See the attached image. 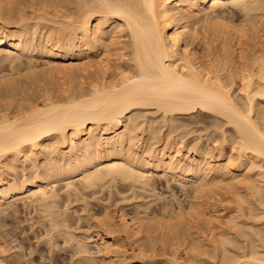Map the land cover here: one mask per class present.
<instances>
[{"label": "bare ground", "instance_id": "obj_1", "mask_svg": "<svg viewBox=\"0 0 264 264\" xmlns=\"http://www.w3.org/2000/svg\"><path fill=\"white\" fill-rule=\"evenodd\" d=\"M19 204L56 260L264 264V0H0V215Z\"/></svg>", "mask_w": 264, "mask_h": 264}, {"label": "rangeland", "instance_id": "obj_2", "mask_svg": "<svg viewBox=\"0 0 264 264\" xmlns=\"http://www.w3.org/2000/svg\"><path fill=\"white\" fill-rule=\"evenodd\" d=\"M201 41V40H200ZM203 116H205V115H203ZM203 118H205V117H203ZM203 120H205V119H203ZM201 125V124H200ZM198 128L197 130L198 131H200L199 129L200 128H202V129H204V127H199V124H198V126L196 125H193L192 126V130L194 129V128ZM196 129L194 130V131H192V133H194V134H192L191 135V133L190 134H188V138L186 139V140H188V141H190V140H192V139H194L196 136H198V134H196V132L197 133H199V134H201V133H203V134H205V129H204V131H200V132H198ZM203 134H201L202 136H203ZM190 135V136H189ZM192 137H194V138H192ZM204 137H205V135H204ZM204 137H202L201 139H204L203 141H205V138ZM200 139V140H201ZM202 141V140H201ZM202 141V142H203ZM162 142V141H161ZM159 143V142H158ZM159 144H161V143H159ZM228 146V147H227ZM225 150H230L229 149V145H225ZM170 180H173V179H170ZM171 184L173 185V187H175V190H178V193L180 194L181 192H180V189L181 188H179V184L178 185H175V184H177V182H175L174 180L171 182ZM179 189H178V188ZM130 191V190H129ZM105 192H106V190H105ZM104 192V193H105ZM127 192V191H126ZM131 192V191H130ZM125 194H128V192L127 193H125ZM104 195V194H103ZM131 195V196H130ZM129 198H128V200H126V206H127V208L126 209H131V207L130 206H132V204H135L134 202L132 203V199H130L131 197H132V194L131 193H129ZM115 197H117V195L115 196ZM114 197V198H115ZM118 197H119V195H118ZM117 197V198H118ZM182 197H184L183 195L180 197L181 199H182ZM117 198H115V199H113L111 202H113L114 200H115V202H118V201H120L121 202V198H118V200H116ZM129 200H131V202L129 201ZM77 201V200H76ZM105 201V200H104ZM103 201V202H104ZM127 201H129L128 203H132L131 205L130 204H128L127 205ZM75 202V201H74ZM92 202V201H91ZM92 203H94V202H92ZM78 203L76 202V204H73V203H71L70 205V207L71 208H73V207H75V209H77L78 207V209H80L81 207V202H80V204H78ZM74 205H76V206H74ZM130 205V206H129ZM22 204H19V206H18V212H16L17 214L15 215L14 214V217L12 216V215H10V216H6V217H3L4 216V214H2V215H0V239L2 238L3 239V241H1L0 242V244H4V245H6V246H4L3 247V249H1L0 250V253H1V251L5 254V256L6 257H8V256H11V257H9V258H7L6 259V264L8 263H10V262H12V261H14V263L12 262V264H16L15 262H17V263H19L18 261H17V259L19 260H21L20 262H21V264L22 263H24V262H26L27 264H51L52 262V264H74L75 263V261L77 260V257L76 256H73V257H75L76 258V260L74 259V260H72L70 257H72V255L71 254H69L70 252L69 251H66V250H63V251H65V252H67V254L66 253H64L63 251V253L62 252H60V251H58L59 252V258H60V260H59V258H57V260H58V262H56L57 260H56V258L54 259L51 255H52V252L50 253V252H48L49 250H48V246H46V245H48V244H46V242L44 241L43 242V239L41 240L40 239V237H36V235L37 234H35V232H34V230L33 229H37L38 230V228H37V224H35V225H33V227H31L30 225H31V223L32 222H34L35 221V219H37L36 218V216H37V212H36V210H35V212H34V210H33V208L31 207H28V206H23ZM92 206V205H91ZM95 206V205H94ZM125 206V207H126ZM30 208L29 209V211H28V208ZM96 207H98V206H95V208ZM128 207H130V208H128ZM132 207H134V206H132ZM72 210V209H71ZM73 210H74V208H73ZM9 211V210H8ZM24 211V212H23ZM31 211V212H30ZM70 211V210H69ZM29 212H30V214H29ZM34 212V213H33ZM71 212V211H70ZM6 214V213H5ZM29 214V215H28ZM36 215V216H35ZM78 215V213L76 214V216ZM17 216V217H16ZM31 216H32V218H31ZM8 217V218H7ZM16 217V218H15ZM74 217H75V214H74ZM26 218V219H25ZM29 220V221H28ZM73 220H75L74 222H73ZM72 221H70L71 223L73 222V223H76V224H73L74 226H72V227H74L75 228V232H79V233H81V231H77L76 229H77V227H79L80 226V228L82 229V231H83V229L86 227L87 228V223L85 222V221H82L83 223H86V225H84L81 221L80 222H78V221H76V217H75V219H73ZM2 221V222H1ZM32 221V222H31ZM79 224V226H78V224ZM3 226H2V225ZM10 225V226H9ZM77 225V226H76ZM84 225V226H83ZM36 226V227H35ZM4 227V228H3ZM16 227V228H15ZM31 227V228H30ZM84 227V228H83ZM1 228H2V230H1ZM6 228V229H5ZM18 228V229H17ZM73 228V229H74ZM85 228V229H86ZM79 229V228H78ZM92 229H94V228H92ZM91 229V230H92ZM5 230V231H4ZM87 230V229H86ZM90 230V231H91ZM93 231V230H92ZM1 232H2V234H1ZM28 234H27V233ZM88 232H89V230H88ZM26 233V234H25ZM5 234V235H4ZM8 234V235H7ZM82 234V233H81ZM3 235V236H2ZM20 235H22V236H20ZM80 235V234H79ZM83 235V234H82ZM8 236V237H7ZM84 236V235H83ZM4 237V238H3ZM15 237V240L13 239ZM23 237V238H22ZM43 237V236H42ZM41 237V238H42ZM6 238V239H5ZM8 238V239H7ZM44 238V237H43ZM18 239V240H17ZM39 239V241H37V244L38 245H36V241L35 240H38ZM5 240V241H4ZM7 241V242H6ZM15 241V242H14ZM132 241V240H131ZM6 242V243H5ZM14 242V244H12ZM93 240H90L89 241V243H91V244H93ZM18 243V244H17ZM41 243V244H40ZM12 244V245H11ZM31 244V245H30ZM91 244H89V247L90 248H92V247H94V245L92 246ZM94 244H95V242H94ZM11 246V247H9V246ZM23 247H22V246ZM45 245V246H44ZM92 247H91V246ZM2 246V245H1ZM8 246V247H7ZM15 246L17 247V248H15ZM19 246H20V248H19ZM96 246V245H95ZM22 247V248H21ZM34 249V251L32 250V248ZM45 247V248H44ZM2 248V247H1ZM9 248H10V250H12L11 252H10V250H9ZM96 248H97V246H96ZM18 249V250H17ZM27 249H28V251H27ZM30 249V250H29ZM38 249V250H37ZM9 250V251H8ZM20 250V251H19ZM37 250V251H36ZM92 250V249H91ZM93 250H95V248H93ZM92 250V251H93ZM5 251V252H4ZM17 251V252H16ZM95 251H97V250H95ZM15 252H16V254H15ZM19 252V253H18ZM32 252V253H31ZM34 252V253H33ZM10 255H9V254ZM38 253V254H37ZM2 254V253H1ZM3 254V255H4ZM12 254H15V260L12 258L13 257V255ZM30 256H29V255ZM43 254V255H42ZM49 254V255H48ZM60 254H63V256L61 255V257H60ZM70 256H69V255ZM18 255H20V256H18ZM45 255V256H44ZM24 256V257H23ZM29 256V257H28ZM49 256H51L52 258H53V260L51 259V257H49ZM20 257V258H19ZM41 257H42V259H43V261H42V259H41ZM17 258V259H16ZM28 258V259H27ZM47 258V259H46ZM49 258V259H48ZM11 261H10V260ZM13 259V260H12ZM24 259H25V261H24ZM27 259V260H26ZM46 260H47V262H46ZM49 260V261H48ZM54 260H56V261H54ZM69 260H72V263L71 262H69ZM7 261H10V262H7ZM73 261H74V263H73ZM62 262V263H61ZM77 262H79L78 260L76 261V263ZM25 263V264H26ZM75 263V264H76ZM11 264V263H10ZM79 264V263H78Z\"/></svg>", "mask_w": 264, "mask_h": 264}]
</instances>
